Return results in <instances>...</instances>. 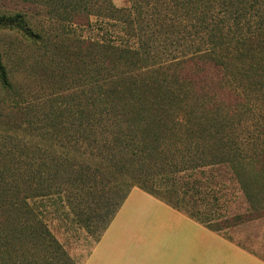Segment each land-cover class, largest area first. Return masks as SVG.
I'll list each match as a JSON object with an SVG mask.
<instances>
[{
	"label": "trees",
	"instance_id": "obj_1",
	"mask_svg": "<svg viewBox=\"0 0 264 264\" xmlns=\"http://www.w3.org/2000/svg\"><path fill=\"white\" fill-rule=\"evenodd\" d=\"M129 1L50 0L47 28L0 13L28 44V150L0 167L6 264H75L38 198L85 227L102 212V232L133 187L216 233L264 217V17L245 34L209 21L206 0ZM15 75L0 51V89L22 98ZM221 170L245 212L216 207Z\"/></svg>",
	"mask_w": 264,
	"mask_h": 264
},
{
	"label": "rangeland",
	"instance_id": "obj_2",
	"mask_svg": "<svg viewBox=\"0 0 264 264\" xmlns=\"http://www.w3.org/2000/svg\"><path fill=\"white\" fill-rule=\"evenodd\" d=\"M112 1L116 6L128 7L130 4L129 0ZM241 2L244 8L236 11L235 6L231 7L227 3L222 5V0H206L208 20L210 21L216 16L217 21L225 25L224 29L232 26L231 29L238 33L252 34L255 31L253 30L255 25L259 21H263L264 0H241ZM50 6V0H0V13H20L27 22L29 18L31 23L41 24L46 28L54 27L59 25V22L51 15L50 10L52 8ZM94 32V29L86 27L77 30V33H82L84 36ZM0 51L9 69L16 74L15 78L18 80L19 91L23 92L24 95L22 98L12 97L0 89V167H18L24 165L23 158L28 150V44L17 32L0 29ZM215 174L222 178L221 184L216 187L215 195L219 198L216 207L228 213L245 212L247 204L238 189L237 183L229 177L226 171H216ZM137 193L139 191L130 189L124 199V201L128 199L127 204L123 207V201L116 211V213L119 212V216L131 213L134 205L142 208L141 203L143 202L134 203V196ZM26 201L28 203V198ZM35 204L42 208V216H44L49 229L63 245L74 263L81 264L92 245L103 233V225L105 224V219L102 218L103 213H93L87 222L88 227H85L78 224L65 203L63 204L56 197L38 198L35 200ZM134 210L138 209L135 208ZM156 217L166 219L167 224L172 225L170 219L173 220V217H168L164 212L157 211ZM3 228L4 218L0 215L1 234L4 233ZM210 232L221 238L215 239L210 235L211 238L208 239L210 256L216 253V244L212 246L211 244L224 239L226 241L231 240L251 255L264 260V217L238 224L224 231L225 233ZM204 241L206 242L205 239ZM12 259L15 264L16 261L19 264L29 263L28 259L18 260L15 255ZM47 262L45 263L48 264ZM0 264L6 263L0 261ZM56 264L62 263L60 261Z\"/></svg>",
	"mask_w": 264,
	"mask_h": 264
},
{
	"label": "crops",
	"instance_id": "obj_3",
	"mask_svg": "<svg viewBox=\"0 0 264 264\" xmlns=\"http://www.w3.org/2000/svg\"><path fill=\"white\" fill-rule=\"evenodd\" d=\"M133 189L139 191L134 203L146 205H134L138 210L122 216L117 212L81 264H264L263 259L224 239L211 244H216V253L210 256L208 239L218 235L141 189ZM157 211L173 217L172 225L156 217Z\"/></svg>",
	"mask_w": 264,
	"mask_h": 264
}]
</instances>
